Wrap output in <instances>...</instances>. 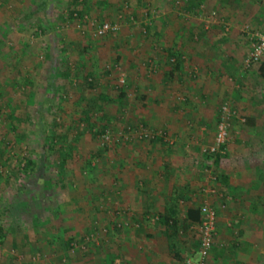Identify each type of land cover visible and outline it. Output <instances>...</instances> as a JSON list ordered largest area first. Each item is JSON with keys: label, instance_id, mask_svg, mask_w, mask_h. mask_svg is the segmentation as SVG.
Listing matches in <instances>:
<instances>
[{"label": "rangeland", "instance_id": "rangeland-1", "mask_svg": "<svg viewBox=\"0 0 264 264\" xmlns=\"http://www.w3.org/2000/svg\"><path fill=\"white\" fill-rule=\"evenodd\" d=\"M39 1L0 0V157L3 164L5 158H9L7 166L1 169L0 179V227L6 230V241L0 246V264H186L188 260L196 261L199 240L195 230L180 236L185 262L172 258L167 240L154 227L151 241L133 237L134 230L140 228L136 222L141 218L130 204L134 202L132 198H136L137 203L144 198L141 183L145 179L143 174L150 168L145 164L131 169L122 164L116 169L113 158L117 153L121 156L125 148L127 153L132 145L152 144L140 139L125 142L123 130L144 122L142 111L146 110L142 108L144 85L140 71L146 72L148 68L150 77L160 76L163 71L157 58H153L156 50L163 49L162 43L157 44L156 34L170 36L183 27L192 28L197 35L201 31L208 34L215 27L220 29V11L210 8L219 0H91L93 21L120 25L115 35L96 39L88 26L69 18L72 0H44L42 20L54 27L62 12L65 23L46 35L34 37V30L26 29V23L36 21L37 18L28 15ZM189 2L194 3L195 10L187 15L182 10ZM246 26L253 27L245 25L242 30ZM81 30L86 31L85 36ZM67 44L70 56L64 57L63 48ZM148 44L152 45L154 54L151 58L143 53ZM84 46L90 54L96 52L98 63L102 64L96 73L98 93L117 98L115 90L122 85V78L127 94L122 101L125 117H120L123 111L119 104L106 102L103 110L111 117L108 123L110 131L114 132L109 134L108 141L114 138L121 142L122 138L124 142L104 153L94 163L92 171L86 167V162L102 150L103 145L99 140L92 141L89 131L84 125L79 126L78 121L83 106L81 100H94L96 92L77 79H65L61 65L66 59L73 73L76 72L77 58L72 52L81 51ZM117 57L121 58V64L114 67ZM168 59L165 55L166 64ZM256 95L264 97V90L261 88L254 93ZM61 96H64L62 102ZM187 96L180 90L174 100L178 106L186 108ZM221 109L222 106L219 117ZM11 113L18 120L16 131L11 129L7 119ZM96 115L101 117L100 113ZM46 126L45 129L53 127L56 134L66 136L71 142L73 155L68 162L67 188L59 185L58 169L53 166L58 160L56 152L60 145L57 144L53 152L47 150V130L45 133L43 129ZM147 126L158 130L153 124ZM76 137L79 140L75 141ZM118 149L122 151L116 153ZM28 159L36 163L35 171L15 176L18 166H23V161ZM133 175L137 183L140 182L139 188L125 191L120 181H128ZM185 210L183 208L182 220ZM112 224L124 229L116 234ZM70 238L77 242L86 240L76 250L67 252L65 243ZM260 264H264V259H260Z\"/></svg>", "mask_w": 264, "mask_h": 264}, {"label": "crops", "instance_id": "crops-1", "mask_svg": "<svg viewBox=\"0 0 264 264\" xmlns=\"http://www.w3.org/2000/svg\"><path fill=\"white\" fill-rule=\"evenodd\" d=\"M188 7L187 15L195 10ZM210 8L220 11V29L199 35L189 27L170 36L158 33L157 44L162 43L163 49L154 56L148 44L143 51L147 58H157L163 71L156 77L149 76L148 68L140 71L142 108L146 110L142 120L168 132L170 142L159 137L152 144L132 145L127 153L126 148L118 149L115 152L122 151V155L115 154L113 164L116 169L122 164L131 169L145 164L150 168L141 183L144 198L138 203L132 198L130 204L141 218L140 228L134 230L137 240H152L153 227L159 231L153 218L164 211L172 196L179 195L180 215L183 208L186 215L204 202L216 211L219 242L207 264H260L264 259V97L254 93L264 90V80L256 66L251 71L244 68L249 44L241 31L245 25L264 31V0H219ZM169 52L179 60L168 59L166 64L164 57L169 58ZM90 53L83 61L87 73L96 70V52ZM76 58L79 63L83 60ZM180 90L188 94L186 108L174 100ZM224 103L237 112V118L231 122L221 159L211 164L204 151L214 146ZM122 180L125 191L139 188L135 175Z\"/></svg>", "mask_w": 264, "mask_h": 264}, {"label": "trees", "instance_id": "trees-1", "mask_svg": "<svg viewBox=\"0 0 264 264\" xmlns=\"http://www.w3.org/2000/svg\"><path fill=\"white\" fill-rule=\"evenodd\" d=\"M192 4H187L186 8L189 6L191 9H195V5L193 2H191ZM101 3L99 4V6L101 7ZM139 4V2L137 3ZM71 6L72 9L71 12H69V18H71V20H81L83 21L85 18L89 19L90 21H93L92 18H90L91 15V11H90V7H91V0H72L71 1ZM46 7V2H44V0H40L35 8V10L33 12H31L28 16H30L29 18H37L35 19V22H29L26 23V29L29 30H34V37L37 36H42L43 34L46 35L47 32H50L52 30H56L59 28V24L65 23L63 20V14L62 12L60 13V16L58 17V24H55L54 27L46 22L42 20L41 17V13L43 12V10ZM188 7V8H189ZM186 8L183 9L182 11H186ZM188 10V9H187ZM99 20V18L97 19ZM99 22V21H98ZM101 22V21H100ZM54 28V29H53ZM145 28L147 30H150V28L147 26H145ZM110 35H115V34H109L107 36H104L102 38H106V37H110ZM96 39V38H95ZM30 41V40H29ZM28 42V41H26ZM25 42V43H26ZM23 43V42H22ZM31 43V41H30ZM92 43V42H90ZM77 44V43H76ZM75 44V45H76ZM27 45V43H26ZM91 45V44H89ZM25 46V45H24ZM26 47V46H25ZM68 44L64 46L63 51H68ZM78 50V49H77ZM89 49L86 48L84 46L83 50L81 51H74L72 52L73 55L75 56H81L83 58V60H81L79 63L78 61H75L74 64L76 65V72L73 73L72 68H70V66L67 64L66 59L63 60L61 62V65L63 66V76L65 79L69 80L71 78L73 79H77V81L79 83H82L86 88L89 89H94V91L96 92L95 94V99L94 100H86L85 101V105L82 106V109L80 111V120L79 122V126L84 125V127H86V129L89 131V135L92 138V141H101L102 145H103V149L98 151L96 153V155H92L90 160H87L86 162V167L89 170H95V166L94 163L98 162V160L104 155V153L108 152L109 150H111V147L115 148V147H120L121 144L124 142L122 138H120L121 142H119V140H115L114 138L109 142L106 139V135L109 134H113L114 132L110 131L112 130L109 127V121L111 120L110 116L106 115L103 110H104V104L107 102L112 103V104H119L121 112L124 110V104H123V100L126 99V92L124 90L126 82H124V84L120 85L117 87V89L115 90L118 93V97L117 98H110L109 96L105 95V94H100L98 93V89H99V84L96 81V73L99 72V68H98V58L96 57V70L94 72L91 73H85V65L83 64L84 59H86L85 57L87 56V54L89 53ZM64 52V57L70 56V54L67 52ZM66 56V57H67ZM169 59H176L179 60V56L174 53V52H169ZM121 64V58L117 57L114 63V67L119 66ZM60 65V66H61ZM177 66H179V62H177ZM257 67V75L260 77V79L264 80V60L256 65ZM83 74V76H81ZM124 85V86H123ZM64 96H61L59 99L62 102ZM81 102H84L83 99L81 100ZM96 113H100V116H97ZM126 113L123 111L120 114V117H125ZM14 113L8 114L7 115V119L10 122V126L11 129L16 131V123L18 120L15 119L14 117ZM56 125V124H55ZM49 126V125H48ZM43 127L45 133L47 130V142H46V146H47V150L49 152H53L54 149L57 147V144L60 145V148L57 150L56 154L58 157V160L56 161V163H54V167L55 169H58V181H59V185H61L62 187H66L65 185V180L68 178V173L67 170L69 169V160L72 158L73 155V149H72V145L71 142L68 140V138L66 136H62L59 134H56V131L53 130V127L51 129H45L47 128ZM79 126H77V128H79ZM140 129L146 130L150 136L149 138L144 139V142H149V143H155L159 140V137L162 138L159 133H166L167 138H169L167 132H163V131H158V130H153L150 129L147 126V123L143 122L140 125H136V127L134 128V126H128L127 129L123 130L124 133V140L125 142H129L126 141L127 138L131 139V136L133 135V133L135 131H139ZM127 135V136H126ZM127 137V138H126ZM77 140H79V137L75 138ZM164 139V138H163ZM133 140V139H132ZM165 140V139H164ZM169 143V140H166V143ZM224 148H222L223 150ZM205 156L208 160V162L210 161L211 164H217L219 162V160L221 159V154H206ZM0 157V179L2 178V171L1 169L3 167H6L7 164L9 163V158H3V160L5 161L4 164L2 163ZM36 169V163L33 160H24L23 161V166H18L17 171L15 172V176H22L24 174L27 173H33ZM181 200L179 195H174L172 196V198L166 202V205L164 207V211L162 213H158L157 216H155L153 218V220L155 221L157 227L159 228L160 233L165 237V239L167 240V245H168V251L171 254L172 258L175 261L178 262H185V255L184 253L181 251L180 249V236L187 234L188 232L191 231V225L192 224H199L201 222V214L199 209H189L185 215V219L182 220L181 215H180V208H179V201ZM136 223H140V222H136ZM113 225V224H112ZM113 231L116 234H119V232L121 230L124 229V227H122L121 225H113ZM4 229H2L0 227V246H3L5 241H6V234H5ZM91 232V231H90ZM105 233H107V231H104ZM93 235L94 233L91 232ZM91 237V236H90ZM89 237V238H90ZM88 238V240H89ZM84 240L82 239L80 242H77L74 238H70L67 240V242L65 243V250L68 252L70 250H76L78 248V246H82V244H84ZM50 244H52V241L50 242Z\"/></svg>", "mask_w": 264, "mask_h": 264}, {"label": "built area", "instance_id": "built-area-1", "mask_svg": "<svg viewBox=\"0 0 264 264\" xmlns=\"http://www.w3.org/2000/svg\"><path fill=\"white\" fill-rule=\"evenodd\" d=\"M79 24H83L88 26L89 31H91V36L93 38H102L109 34H116L120 25L118 22L116 23H107L100 22L96 23V21H90L85 18L83 21L78 20ZM79 27V26H78ZM81 27V26H80ZM83 36L86 35V31H80ZM243 35L249 43V52L244 60L245 69H250L258 64H260L264 60V32L258 29H255L251 26H246L242 30ZM125 79H120V84H124ZM237 118L236 111L232 110L229 104H224L221 109V117L220 122L217 126L216 134H215V143L214 146L208 148L204 152L206 154H222V148L227 144L228 131L231 126L232 120ZM159 135L165 140H169L167 138L166 133H159ZM106 139L109 140L110 136L106 135ZM150 134L143 129L139 131H135L131 136V139H140L144 140L149 138ZM129 140V138H127ZM170 142V140H169ZM217 197H222L219 194L215 193ZM199 211L201 214V222L199 224H192L191 230H195L198 234L199 247L197 251L198 259L196 261L188 260L186 264H207V260L215 247L216 242V224H217V214L215 209L210 206L207 202H204L201 206H199Z\"/></svg>", "mask_w": 264, "mask_h": 264}]
</instances>
